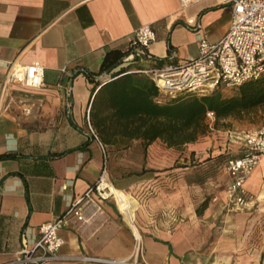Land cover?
<instances>
[{
    "label": "crops",
    "instance_id": "crops-1",
    "mask_svg": "<svg viewBox=\"0 0 264 264\" xmlns=\"http://www.w3.org/2000/svg\"><path fill=\"white\" fill-rule=\"evenodd\" d=\"M232 16L224 0L187 7L180 0H0V153L18 154L0 161V264L39 239L40 226L83 195L105 162L120 187L145 196L136 216L140 237L108 201L106 222L62 229L64 258L45 264H264V157L246 182L249 206L235 211L225 168L201 182L189 164L227 150L229 130H214L187 151L161 140L147 151L142 140L104 151L89 130L94 85L85 70L127 50L144 25L157 35L152 55L193 59L202 38L226 34ZM34 62L45 68L43 87L9 80L12 64ZM131 155L142 168L126 164Z\"/></svg>",
    "mask_w": 264,
    "mask_h": 264
},
{
    "label": "built area",
    "instance_id": "built-area-1",
    "mask_svg": "<svg viewBox=\"0 0 264 264\" xmlns=\"http://www.w3.org/2000/svg\"><path fill=\"white\" fill-rule=\"evenodd\" d=\"M180 1L187 7L201 0ZM224 2L232 5L233 16L229 30L221 39L211 41L204 37L200 40L197 57L167 64L162 68L144 70L151 74L163 94L179 91L212 93L223 87H239L264 74V0ZM188 24L194 30L200 28V24L194 20H190ZM156 39L154 29L150 25H144L136 30L133 40L142 47L149 48ZM134 55L131 53L128 59ZM9 80L26 87L40 88L45 85V68L39 62L12 64L9 68ZM207 116L210 121H214V111H208ZM89 130L98 139L91 123ZM244 140L242 154L232 156L225 162V170L230 177L227 192L236 209L249 206L251 201L246 182L264 157V127L248 132ZM100 143L106 151V146L101 141ZM115 187L117 186L105 162L96 182L83 195L74 199L63 214L43 223L39 239L32 244L26 242L19 251V256L8 264H45L64 258L60 251L65 240L60 231L74 222L102 226L106 222L105 203L108 201H113L124 216Z\"/></svg>",
    "mask_w": 264,
    "mask_h": 264
},
{
    "label": "trees",
    "instance_id": "trees-1",
    "mask_svg": "<svg viewBox=\"0 0 264 264\" xmlns=\"http://www.w3.org/2000/svg\"><path fill=\"white\" fill-rule=\"evenodd\" d=\"M131 53L135 55L128 59ZM176 63L170 57L152 55L148 48L132 40L127 50L107 53L98 71H84L94 85L91 124L106 151L107 147L125 150L135 140H142L145 151L156 140L179 150L214 130L231 128L233 119L249 118L254 122L259 112L264 118V74L228 92L218 89L206 94L189 91L163 94L151 74L144 70ZM208 111L215 113L213 122L208 119ZM232 156L237 155H229L225 150L200 162L216 167ZM17 157L16 152L0 153V161ZM145 172L143 169L137 174ZM206 205L207 201L202 208Z\"/></svg>",
    "mask_w": 264,
    "mask_h": 264
},
{
    "label": "rangeland",
    "instance_id": "rangeland-1",
    "mask_svg": "<svg viewBox=\"0 0 264 264\" xmlns=\"http://www.w3.org/2000/svg\"><path fill=\"white\" fill-rule=\"evenodd\" d=\"M221 90L228 92L231 90V88L223 87V89H221ZM260 115H261V112H259V114L257 116H255L254 122L249 120V118H247L245 120H240V121L234 120V119L231 120L233 125L231 126V128L225 129V130L230 131L229 137L226 139V148H227L226 151L229 155H240V154H242V151L244 150L245 135L250 131L264 127V118H261ZM202 139H204V137H202L200 140H202ZM179 150L187 151L188 149H187V147H184V148L179 149ZM238 151H241L240 154H235V152H238ZM125 162H126V164L133 165V166L136 165L138 168H142V164L140 163V161L139 160L137 161V159L134 158L133 156L129 157V158L127 157ZM225 162L226 161L220 163L216 167L215 166L209 167V166H207V164L201 165V162L199 160H196L195 158H193V159L191 158V161L189 164L191 167H193V169L195 171L194 175L196 176V179L200 180L201 182H206V181H208V179L210 177L214 176V174L217 173L219 170H222V168H225ZM112 179H113L115 185L117 186V188L131 193L138 200L145 198V196L142 193H139L138 189L122 188L117 184V182L115 181V179L113 177H112ZM233 206L234 205L232 203L231 209L233 211L238 210V209L234 208ZM262 208H263L262 211H264V206ZM263 230H264V226H263ZM254 233H256V232H254Z\"/></svg>",
    "mask_w": 264,
    "mask_h": 264
},
{
    "label": "bare ground",
    "instance_id": "bare-ground-1",
    "mask_svg": "<svg viewBox=\"0 0 264 264\" xmlns=\"http://www.w3.org/2000/svg\"><path fill=\"white\" fill-rule=\"evenodd\" d=\"M114 190L117 193L118 204L125 216L124 218L129 222L134 231L140 237V230L136 224L137 210L140 209L141 206L139 200L127 191H124L117 187H115ZM136 256L137 255H135V257Z\"/></svg>",
    "mask_w": 264,
    "mask_h": 264
}]
</instances>
